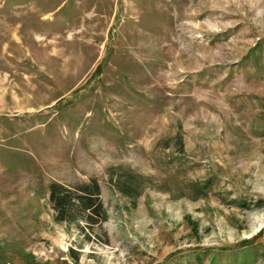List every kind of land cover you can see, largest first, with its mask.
I'll list each match as a JSON object with an SVG mask.
<instances>
[{
	"label": "rangeland",
	"instance_id": "1",
	"mask_svg": "<svg viewBox=\"0 0 264 264\" xmlns=\"http://www.w3.org/2000/svg\"><path fill=\"white\" fill-rule=\"evenodd\" d=\"M0 264H264V0H0Z\"/></svg>",
	"mask_w": 264,
	"mask_h": 264
},
{
	"label": "trees",
	"instance_id": "2",
	"mask_svg": "<svg viewBox=\"0 0 264 264\" xmlns=\"http://www.w3.org/2000/svg\"><path fill=\"white\" fill-rule=\"evenodd\" d=\"M90 185L93 189L90 188ZM126 185V188L121 192L124 195H130L133 187H131L128 183H126ZM48 187V197L57 211L56 213L58 214V219L69 220L72 216H70V214H68L69 216L65 215V211L73 207H75L77 212H82L80 217L88 225L94 224L97 220L104 219L101 204L97 199L98 187L95 181H91L88 184L78 185L75 190L77 192L75 193L66 190L63 185L57 182H50ZM84 211H87V213H84ZM76 213L74 212L73 216Z\"/></svg>",
	"mask_w": 264,
	"mask_h": 264
}]
</instances>
